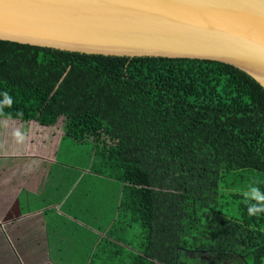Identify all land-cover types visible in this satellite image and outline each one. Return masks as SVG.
Listing matches in <instances>:
<instances>
[{
	"label": "trees",
	"instance_id": "1",
	"mask_svg": "<svg viewBox=\"0 0 264 264\" xmlns=\"http://www.w3.org/2000/svg\"><path fill=\"white\" fill-rule=\"evenodd\" d=\"M0 105V118L63 120L64 138L92 145L90 172L119 184L88 264H264V213L241 195L264 191V91L246 74L0 41Z\"/></svg>",
	"mask_w": 264,
	"mask_h": 264
},
{
	"label": "water",
	"instance_id": "2",
	"mask_svg": "<svg viewBox=\"0 0 264 264\" xmlns=\"http://www.w3.org/2000/svg\"><path fill=\"white\" fill-rule=\"evenodd\" d=\"M0 41L218 62L264 91V0H0Z\"/></svg>",
	"mask_w": 264,
	"mask_h": 264
},
{
	"label": "crops",
	"instance_id": "3",
	"mask_svg": "<svg viewBox=\"0 0 264 264\" xmlns=\"http://www.w3.org/2000/svg\"><path fill=\"white\" fill-rule=\"evenodd\" d=\"M63 123L42 127L0 118V254L12 252L22 260L29 251L36 264H88L91 253L83 255L75 244L85 220L94 227L97 218L104 222L115 212L120 195L116 183L91 173L90 158L79 165L58 157L63 142L72 144L63 137ZM17 129L23 142L12 135ZM29 186L35 193L28 192ZM67 219L74 220L73 230L62 232L64 240L49 238L60 234ZM11 235L16 236L12 244Z\"/></svg>",
	"mask_w": 264,
	"mask_h": 264
},
{
	"label": "rangeland",
	"instance_id": "4",
	"mask_svg": "<svg viewBox=\"0 0 264 264\" xmlns=\"http://www.w3.org/2000/svg\"><path fill=\"white\" fill-rule=\"evenodd\" d=\"M89 149L90 151H92V145L89 143L74 145V144H70L67 142H63L62 147L59 149V152L57 155L59 158L62 159V161L69 162V163H77L79 165H82L84 163H87L90 158V154H88ZM117 186H119V184ZM110 188L113 189L112 186H110ZM27 190L30 193H35V188L33 186H29ZM98 191L103 192V188H100ZM0 215H1V212H0ZM72 221L74 220L67 219V222H65V227H60V231H59L60 234H58V236L55 234L54 235L50 234L48 235V237L54 238L57 241L64 240V238H62L64 236L62 232L73 230ZM90 222L92 221L85 220V223H84L85 225L82 226V234L79 235L77 239L78 242L75 243V244H78L76 248H80L83 250L82 252L83 255H85V252H88V254H90L91 251H93L94 247L99 243L100 239L103 237V234L107 227L106 224L102 222L101 218H97V222H98L97 226L93 227L91 224H89ZM15 237L16 236L11 235V238H10L11 244H12V240ZM25 246H28V244L26 243ZM15 257L12 256V252H9V254H6V252L1 253V262H2L1 264H16ZM22 260H23L22 264H36L39 262L36 256H34L29 251L24 253Z\"/></svg>",
	"mask_w": 264,
	"mask_h": 264
},
{
	"label": "clouds",
	"instance_id": "5",
	"mask_svg": "<svg viewBox=\"0 0 264 264\" xmlns=\"http://www.w3.org/2000/svg\"><path fill=\"white\" fill-rule=\"evenodd\" d=\"M4 96L6 101L4 105L11 106V97L7 93H4ZM2 106L0 105V107ZM12 135L18 143L23 142L25 139L24 134L19 129L15 130ZM257 184L258 182L254 181L241 192L249 216H258L264 213V191H261Z\"/></svg>",
	"mask_w": 264,
	"mask_h": 264
},
{
	"label": "bare ground",
	"instance_id": "6",
	"mask_svg": "<svg viewBox=\"0 0 264 264\" xmlns=\"http://www.w3.org/2000/svg\"><path fill=\"white\" fill-rule=\"evenodd\" d=\"M17 44V43H16Z\"/></svg>",
	"mask_w": 264,
	"mask_h": 264
}]
</instances>
